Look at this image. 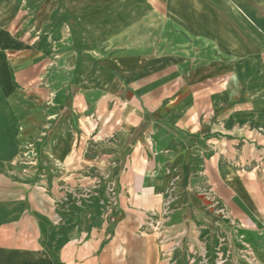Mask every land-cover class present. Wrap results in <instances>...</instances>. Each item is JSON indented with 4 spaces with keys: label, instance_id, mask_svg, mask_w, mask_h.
<instances>
[{
    "label": "crops",
    "instance_id": "obj_1",
    "mask_svg": "<svg viewBox=\"0 0 264 264\" xmlns=\"http://www.w3.org/2000/svg\"><path fill=\"white\" fill-rule=\"evenodd\" d=\"M146 213L264 264V0H0V264H119Z\"/></svg>",
    "mask_w": 264,
    "mask_h": 264
},
{
    "label": "rangeland",
    "instance_id": "obj_2",
    "mask_svg": "<svg viewBox=\"0 0 264 264\" xmlns=\"http://www.w3.org/2000/svg\"><path fill=\"white\" fill-rule=\"evenodd\" d=\"M127 220L128 226L135 227L136 225L141 224L142 228L140 229V233L138 232L137 234H132L129 232L121 234L126 237L128 243L126 253H129V255H126L125 260H123L119 264H170V258H166L167 254H170L166 251L167 249L164 248V250H162L163 248L161 249L159 247L158 252L160 255L159 257L157 256L158 258H155L156 256L154 254H151V241L147 239V236L152 235L150 232H153L154 230L152 226H168L170 224V220L168 219V217L164 216L163 218H156L150 213H146L141 221H139L138 218L137 220H135L134 217H130ZM168 235L170 234H168L167 231H157L154 234L158 242L157 244L160 246V243L161 245L162 243H164L162 241L166 242L165 236L169 237ZM138 236H141L142 239H138ZM168 242H170V239L168 240Z\"/></svg>",
    "mask_w": 264,
    "mask_h": 264
},
{
    "label": "built area",
    "instance_id": "obj_3",
    "mask_svg": "<svg viewBox=\"0 0 264 264\" xmlns=\"http://www.w3.org/2000/svg\"><path fill=\"white\" fill-rule=\"evenodd\" d=\"M261 235H262V237L264 238V223H263V226H262V228H261Z\"/></svg>",
    "mask_w": 264,
    "mask_h": 264
}]
</instances>
